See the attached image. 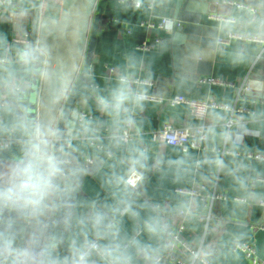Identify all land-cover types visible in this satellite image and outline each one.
<instances>
[{"label": "crops", "instance_id": "obj_1", "mask_svg": "<svg viewBox=\"0 0 264 264\" xmlns=\"http://www.w3.org/2000/svg\"><path fill=\"white\" fill-rule=\"evenodd\" d=\"M105 1L94 52L98 63L86 83L91 98L73 137L64 141V153L75 156V165L86 172L74 176L80 186L71 181L70 191L78 189V195L55 264H156V257L168 253L167 231L181 225L183 239L201 247L211 264H252L235 251L238 243L251 244L264 259V100L244 94L249 78L264 72V59H258L262 46L239 40L219 44L234 34L264 37L259 8L221 2L217 13L190 35L178 62L162 49L169 34L159 25L174 21L180 0ZM46 2L0 0V59L5 60L0 63L1 99L20 91L39 101L44 69L36 67L20 41L30 37L35 15L42 14ZM157 41L161 44L150 51L140 49ZM121 77L128 78L130 96L116 108L112 94ZM209 77L227 85L200 84ZM179 96L213 101L225 109H212L201 121L189 106L169 102ZM102 99L109 104L104 106ZM128 124L136 140L127 143L121 137ZM166 125L205 127V149L183 153L155 141L153 134ZM12 134L11 115L0 111V142ZM256 154L263 159L249 157ZM134 170L144 177L137 191L126 185ZM178 190H197L200 196ZM215 193L225 199L212 202L208 196ZM94 241L102 255H84ZM177 253L187 258L182 249ZM0 262L16 264L2 253Z\"/></svg>", "mask_w": 264, "mask_h": 264}, {"label": "water", "instance_id": "obj_2", "mask_svg": "<svg viewBox=\"0 0 264 264\" xmlns=\"http://www.w3.org/2000/svg\"><path fill=\"white\" fill-rule=\"evenodd\" d=\"M46 1L42 14L35 15L25 44L36 67L44 69L39 101L20 91L4 99L0 95V111L11 115L12 138L20 141L14 147L0 148V177L6 178L11 167L25 156L37 132L44 133L47 151L59 169L54 178L55 190L39 211L30 213L28 209L0 205V253L13 258L16 264H55L63 243L78 195V189L70 191L71 181L80 186L74 176L86 172L75 165V156L64 153V141L73 137L91 98L86 83L98 63L94 52L106 5L105 0ZM230 1L259 8L264 23V0H180L174 21L166 28L169 36L162 49L170 50L179 62L193 31L201 27L205 18L217 13L221 2ZM244 94L264 100V72L249 78ZM22 253H27L28 258Z\"/></svg>", "mask_w": 264, "mask_h": 264}, {"label": "built area", "instance_id": "obj_3", "mask_svg": "<svg viewBox=\"0 0 264 264\" xmlns=\"http://www.w3.org/2000/svg\"><path fill=\"white\" fill-rule=\"evenodd\" d=\"M121 2H126V0H121ZM228 4L229 7H236L239 9H248L247 5L230 1L225 2ZM4 5L5 2H2ZM136 7H140V3H134ZM150 9H152V5L149 6ZM256 13V10H252ZM217 21H230L229 18H224L221 16H214L213 17ZM233 21V20H231ZM172 23L168 20H163L161 24L159 25V28L166 29L168 28ZM148 27H154V24L148 23ZM232 40H239L246 43H256L260 44L262 46L261 53L258 57V59H264V37L258 36V35H231L229 39L226 40H220L219 44L221 45H229ZM23 45L27 44L29 42L28 36H25L22 41H20ZM161 41H157L155 45H150L147 43H144L140 49L142 51H150L153 49L156 45H160ZM0 63H5V60L0 59ZM200 84H206L211 86H226L227 83L220 81L215 78H203L200 79ZM148 84V83H145ZM151 101H158L155 98H147ZM172 105H180L184 104L189 106V108L192 111V114L195 118L198 120L204 121L207 118V115L210 110L212 109H225L224 106L219 105L213 101H197V100H189L185 97H175L174 99L169 101ZM246 112V111H241ZM231 123L227 124V128L230 129ZM132 127L131 124L127 125L126 131L122 135V140L125 142H132L136 140V135L132 134L129 129ZM33 137H31L32 140ZM153 139L159 143H163L172 147L179 148L183 153H188L190 150H196V151H202L205 149L206 144L208 143V134L206 132V128L203 126L196 127V128H176L172 125H166L163 129L157 131L153 134ZM17 142L19 143V140H16L11 137V139L3 140L1 143V146L3 148H9L11 147L12 143ZM24 142H28V139ZM251 159L255 160H262L263 157L261 155H249ZM144 181V177L142 173L139 171H132L128 178L126 179V185L133 189V190H139L142 183ZM261 182H264V179H260ZM180 194H188L192 196H200L199 192L197 190H178L177 191ZM209 199H211L212 202L215 200H222L225 199L224 196L218 195V194H211L208 196ZM264 206V203H262ZM185 227L181 225L178 228L169 229L167 231L168 234V253L164 257H156L154 259V262L156 264H164L167 262H173L175 264H211L209 261L206 252L201 248H194L187 244V242L183 239V233H184ZM136 237H133V240H135ZM182 249L184 254L187 256V258H182L178 256L177 250ZM235 251L243 254L252 264H264V259H260L257 255V252L255 248L249 244V243H238L235 246ZM90 252H95L100 255H102V251L100 248V245L97 241L92 242L87 250L85 251L84 255H87ZM0 264H4L3 262H0Z\"/></svg>", "mask_w": 264, "mask_h": 264}, {"label": "clouds", "instance_id": "obj_4", "mask_svg": "<svg viewBox=\"0 0 264 264\" xmlns=\"http://www.w3.org/2000/svg\"><path fill=\"white\" fill-rule=\"evenodd\" d=\"M128 78H120V86L112 94V104L119 108L129 99ZM104 106L109 101L103 100ZM58 167L54 157L47 151L44 133L37 132L30 141V149L13 167L7 177H0V205L28 209L30 213L39 211L43 201L55 190L54 178ZM22 256L28 258L27 253Z\"/></svg>", "mask_w": 264, "mask_h": 264}]
</instances>
